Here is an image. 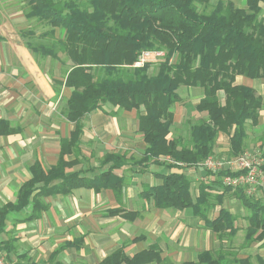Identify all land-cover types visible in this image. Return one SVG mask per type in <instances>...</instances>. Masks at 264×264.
I'll return each mask as SVG.
<instances>
[{
	"label": "trees",
	"instance_id": "1",
	"mask_svg": "<svg viewBox=\"0 0 264 264\" xmlns=\"http://www.w3.org/2000/svg\"><path fill=\"white\" fill-rule=\"evenodd\" d=\"M23 1L28 19L50 26V44L25 42L27 47L55 60H59L61 51L72 63L64 75V86L70 88L65 117L75 123V128L69 138L61 139L56 165L44 171L35 162L31 166L32 178L21 185L15 202L0 207V234L10 212L31 207L29 218H36L45 209L44 196L66 194L76 186L95 191L109 188L120 193L123 179L113 170L126 160L118 154H107L102 161H112L110 168L92 179L78 177L77 172L67 174L64 170L74 163L65 161L63 156L78 151L82 118L109 103L122 111H137L138 130L146 144L144 161L169 155L183 164L168 165L171 172L161 176L160 184L145 188L142 192L145 198L151 199L157 208L192 207L205 218V213L225 192L232 190L251 210L246 241L259 239L264 243V204L255 195H247L243 188L222 183L223 175L234 172L206 170L207 178L200 181L195 197L191 193L190 178L179 171L200 166L212 155L220 131L230 135V156L245 151L246 123H257L264 100L253 88L234 84V78L236 75L264 78V22L260 17V4L264 0H244L245 8L237 7L232 0H216L207 12L200 11L198 6L208 5L211 0ZM55 30L59 38L54 35ZM56 45L59 51L55 50ZM155 46L166 51V60L154 72L149 71L147 62L133 66L142 50ZM173 57L175 60L171 61ZM181 86L202 89L203 97L196 109L206 112V118L190 124L188 142L169 136L172 108L180 101ZM220 92L223 102H220ZM13 132L8 121L0 119V135ZM56 179L61 181L50 184ZM234 221L235 216L224 209L212 220L206 219L207 226L217 234L227 232L230 236L236 230ZM151 261H159L155 247L132 257L118 249L98 264ZM181 264L251 263L249 258H237L233 253L204 251L197 263Z\"/></svg>",
	"mask_w": 264,
	"mask_h": 264
},
{
	"label": "crops",
	"instance_id": "2",
	"mask_svg": "<svg viewBox=\"0 0 264 264\" xmlns=\"http://www.w3.org/2000/svg\"><path fill=\"white\" fill-rule=\"evenodd\" d=\"M22 5L20 0H0V119L14 128L13 133L0 135V207L15 202L21 185L32 178L31 166L35 162L44 171L56 165L61 139L69 138L75 128V123L63 114L65 97L70 94L64 77L56 66H50V58L37 59L25 45L23 32L29 19ZM236 6L245 8L244 0ZM260 6L264 22V3ZM234 84L253 88L264 100V78L236 75ZM189 88L196 90L190 103L197 116L185 118L194 117L197 122L206 118V112L196 109L203 91ZM177 103L172 108L171 128L184 118L183 111L175 114ZM136 116L134 109L122 111L103 104L82 118L78 151L63 156L65 161L74 162L65 167L67 174L77 172L78 177L89 179L110 168L112 161H102L107 154L124 157L125 163L113 170L123 179L120 193L109 188L95 191L76 186L66 194L44 196L45 209L36 218H29L31 207L8 213L0 234V251L6 259L17 264H98L118 249L132 257L155 247L159 261L148 264L197 263L204 251L233 253L237 258H249L251 264H264L263 240L246 241L251 210L232 190L225 192L205 218L192 207L157 208L143 196L145 188L160 184L161 176L171 172L168 165L183 164L169 155L143 160L146 144ZM263 125L264 109L259 111L256 124L246 123L245 146L254 145L249 140H257ZM250 131L254 133L251 138ZM229 137L227 132L217 134L215 155L229 153ZM179 171L190 178L191 193L196 197L200 181L207 178L206 171L201 166ZM254 195L264 204V190ZM115 209L120 211L110 213ZM221 209L235 216L232 236L227 232L219 235L207 226L206 219L212 220ZM234 237L239 240L230 241Z\"/></svg>",
	"mask_w": 264,
	"mask_h": 264
},
{
	"label": "rangeland",
	"instance_id": "3",
	"mask_svg": "<svg viewBox=\"0 0 264 264\" xmlns=\"http://www.w3.org/2000/svg\"><path fill=\"white\" fill-rule=\"evenodd\" d=\"M79 2H85L86 0H78ZM234 2V4L236 5L237 2H239L240 0H232ZM23 2V11H26V7L27 5L25 4L24 1ZM216 2V0H211L210 3L208 5H204V4H200L198 6V9L200 11H209L212 7V5ZM25 14V12H24ZM27 26L24 30V36L25 37V42H30L33 44H38V43H48L50 44V36L48 34V32H50V26H48L45 22H39L38 20L34 19V18H29ZM47 32V33H46ZM57 38H59V32L58 30H55V34H54ZM26 45V43H25ZM27 46V45H26ZM28 48V47H27ZM29 49V48H28ZM59 46L56 45L55 50L59 51ZM30 50V49H29ZM149 50H158V48L153 47V49H149ZM31 51V50H30ZM33 52V51H31ZM38 52V51H37ZM163 55L162 57L156 59V60H148L146 61L147 63H149V71L150 72H154L156 70L157 65H159L160 62H164V60H166V51L162 50ZM35 57H37V59H45V58H50V66H56L57 70H59V73L64 77V75L66 74V71L69 69V67L72 65L71 61L66 57V55L59 51L58 52V58L59 60H55L49 56L45 57L42 56L39 53H34ZM140 54V53H139ZM139 56V55H138ZM175 57H173L171 59V61H174ZM134 66V64H133ZM59 67V68H58ZM220 94V93H219ZM179 95H180V101H178V103L175 105L174 111L175 114L178 115L180 111L184 112V118L181 117L179 123L171 128V134L170 136H176V137H180L183 141L188 142L189 139V130H190V124L194 123L196 120H194V117L191 119H187L185 117H191V116H197L196 115V111L193 108V106L191 105V100L190 98H195L196 97V90L191 89L189 87H185V86H181L179 88ZM221 98V96H220ZM66 97H65V103H63V114L65 115V108H66ZM137 117V116H136ZM199 119V118H198ZM200 120V119H199ZM261 131L259 132V134L256 136L257 140L250 139L249 142H253L254 145H247L245 147V152H248L250 155L251 154H262L264 152V125L262 126V128L260 129ZM250 138L253 136V132L250 131ZM225 156H217L214 153L212 154L213 158L217 161H220L224 164V166H228V163L233 160L236 156H230L229 153L224 154ZM251 158V157H250ZM205 171L207 169H205L203 166H201ZM264 167V166H263ZM262 171L264 172V168L262 169ZM264 190V189H263ZM192 191L194 192V187L192 189ZM261 189L259 191L256 192V194H260L261 193ZM232 199V198H231ZM238 241L239 239L237 237L232 238V240L230 241ZM242 241H243V237H242Z\"/></svg>",
	"mask_w": 264,
	"mask_h": 264
},
{
	"label": "built area",
	"instance_id": "4",
	"mask_svg": "<svg viewBox=\"0 0 264 264\" xmlns=\"http://www.w3.org/2000/svg\"><path fill=\"white\" fill-rule=\"evenodd\" d=\"M162 50H142L134 63V66H142L148 60H156L162 57ZM251 157V158H250ZM205 169L211 172L226 170L235 174L222 176V183L231 187L244 189L247 195H254L260 189H264V154H249L243 151L228 163V166L207 156L201 163ZM0 264H17L6 259L5 254L0 251Z\"/></svg>",
	"mask_w": 264,
	"mask_h": 264
}]
</instances>
